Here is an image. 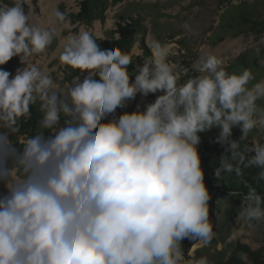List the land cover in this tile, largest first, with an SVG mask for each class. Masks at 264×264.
Here are the masks:
<instances>
[{"label": "rangeland", "instance_id": "374dc122", "mask_svg": "<svg viewBox=\"0 0 264 264\" xmlns=\"http://www.w3.org/2000/svg\"><path fill=\"white\" fill-rule=\"evenodd\" d=\"M81 1L0 0V97L6 112L24 110L0 120V264H72L79 252L89 264H218L238 245L264 264L262 199L178 184L194 179L198 146L247 141L261 157L264 0H93L98 18L61 23ZM130 22L128 53L103 51V68L67 79L79 43L116 39ZM115 77L132 79L101 80ZM89 103L100 122L86 132ZM145 119L158 121L152 138ZM156 141L161 168L143 155ZM98 206L139 207L142 225L88 246L79 217Z\"/></svg>", "mask_w": 264, "mask_h": 264}, {"label": "trees", "instance_id": "16d2710c", "mask_svg": "<svg viewBox=\"0 0 264 264\" xmlns=\"http://www.w3.org/2000/svg\"><path fill=\"white\" fill-rule=\"evenodd\" d=\"M93 0H82L80 2L79 12L77 14H61L59 20L61 23L69 21L70 23L78 22H92L98 18L94 6H92ZM117 1V0H114ZM100 19H103L101 15ZM4 22V17L0 14V23ZM8 26L11 28L17 27L14 22L7 21ZM138 22L125 23L118 26L116 30L117 38L110 40L96 39L94 41L82 42L77 45V55L66 64L67 79L71 80L79 73L84 71L89 65L94 67L103 68L106 64L101 53L103 51H110L120 56L124 53H128L131 48L134 36L137 34ZM264 27V22L262 23ZM132 74L133 71H128ZM132 77H115L109 79H101L106 85L114 86L115 84H125L130 81ZM98 80L95 79L94 82ZM7 101L5 98L0 97V120L5 119L16 120L18 122L24 110L18 109L16 111L6 112L5 106ZM28 105V104H26ZM38 114L43 116L47 110L42 108V104L39 103ZM98 110V106L94 103L88 104L87 113L83 110L81 112L88 119H84L82 116V125L86 132L95 128V124L99 123V117L95 111ZM32 112H35L31 109ZM145 127L148 130L149 138H152L154 127L150 124H157L158 121H149L145 119ZM29 125L31 123H28ZM121 127L125 132H128V127L125 121H121ZM158 137H155L158 140ZM252 144L247 141H239L236 144L228 145L225 147L218 146H198L193 152H191L189 158L191 160V166L193 169V180L178 181L179 185H187L189 190L192 185L198 186V183L203 184V189L214 190L217 193L236 191L240 196L245 197H257L264 201V150L261 153V157L257 160H252ZM161 149L158 141L155 142L154 147L147 144L143 155L149 159L150 164H155L161 168ZM163 183V182H162ZM178 186V185H176ZM178 188V187H177ZM181 188V189H180ZM180 193H184L185 189L178 188ZM196 190V189H195ZM199 190V189H198ZM141 207V205H139ZM97 213L90 216L85 224L82 218L79 217V230L81 236L86 240L88 246H91L96 241L100 240L101 236L106 231H110L114 234H120L130 229L137 224L142 225L141 220V208L137 207L133 212L123 211L118 206L111 209H101L97 207ZM3 241L0 240V247L3 245ZM247 256L254 262H259L258 255L255 252H251L245 245H238L232 251L228 261L218 264H246L243 262V257ZM72 264H89L90 255L89 252H79L76 255H72Z\"/></svg>", "mask_w": 264, "mask_h": 264}, {"label": "bare ground", "instance_id": "6f19581e", "mask_svg": "<svg viewBox=\"0 0 264 264\" xmlns=\"http://www.w3.org/2000/svg\"><path fill=\"white\" fill-rule=\"evenodd\" d=\"M229 51L228 50H225V51H222L221 53L224 54V53H228ZM155 56L157 57L158 61H162L163 60V54H164V51H155ZM259 88H264V80L261 82L260 86L258 87Z\"/></svg>", "mask_w": 264, "mask_h": 264}]
</instances>
